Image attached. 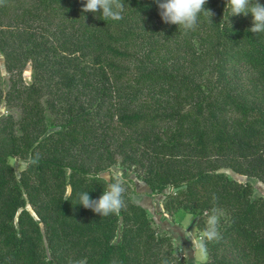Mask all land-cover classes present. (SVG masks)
<instances>
[{"label": "trees", "instance_id": "trees-1", "mask_svg": "<svg viewBox=\"0 0 264 264\" xmlns=\"http://www.w3.org/2000/svg\"><path fill=\"white\" fill-rule=\"evenodd\" d=\"M84 2L0 0V107L21 113H0V264H183L131 179L119 213L80 205L116 164L195 215L206 264H264V196L223 170L264 182V32L226 0L194 30L154 0H122L119 20Z\"/></svg>", "mask_w": 264, "mask_h": 264}, {"label": "rangeland", "instance_id": "rangeland-1", "mask_svg": "<svg viewBox=\"0 0 264 264\" xmlns=\"http://www.w3.org/2000/svg\"><path fill=\"white\" fill-rule=\"evenodd\" d=\"M0 75L7 85L9 73L5 68V59L0 52ZM22 78L25 83L31 82V66L27 62L22 68ZM0 113H12L15 117H20L21 113L18 107L8 108L6 105L0 107ZM11 165L17 171L23 168L22 159L14 157L9 159ZM230 177L239 180H250L254 194L264 196V182L257 178L238 175L230 169H223ZM106 178L110 175L117 179H131L128 186L130 195L134 202L141 204L146 208L151 225L155 230L164 235H169L173 246L176 247L175 254L179 256L183 264H206L208 254L203 247L202 238L195 226L196 217L194 214L179 210L174 213H168L163 209V195L153 192L146 183L139 179L136 173L127 168H123L120 164H116L110 171L103 173ZM70 188L67 187L66 192L69 193Z\"/></svg>", "mask_w": 264, "mask_h": 264}, {"label": "clouds", "instance_id": "clouds-1", "mask_svg": "<svg viewBox=\"0 0 264 264\" xmlns=\"http://www.w3.org/2000/svg\"><path fill=\"white\" fill-rule=\"evenodd\" d=\"M159 15L165 24H174L178 28L194 30L198 23V17L202 12L212 13L205 8L207 0H154ZM230 7L231 16H252V26L248 31L253 34L264 32V4L259 0H226ZM124 4L122 0H85L82 12H100L103 20L122 19ZM125 189L122 181H109L102 195L98 199H91L88 192L79 194L80 205L91 209L100 216L119 213L124 207L123 193Z\"/></svg>", "mask_w": 264, "mask_h": 264}, {"label": "water", "instance_id": "water-1", "mask_svg": "<svg viewBox=\"0 0 264 264\" xmlns=\"http://www.w3.org/2000/svg\"><path fill=\"white\" fill-rule=\"evenodd\" d=\"M30 211H32L31 209H30ZM33 213V212H32Z\"/></svg>", "mask_w": 264, "mask_h": 264}]
</instances>
